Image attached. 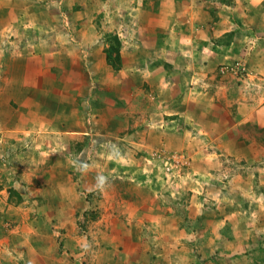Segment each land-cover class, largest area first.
<instances>
[{"label": "rangeland", "instance_id": "1", "mask_svg": "<svg viewBox=\"0 0 264 264\" xmlns=\"http://www.w3.org/2000/svg\"><path fill=\"white\" fill-rule=\"evenodd\" d=\"M263 33L256 0H0V264H264V152L202 131L218 89L264 111Z\"/></svg>", "mask_w": 264, "mask_h": 264}, {"label": "crops", "instance_id": "2", "mask_svg": "<svg viewBox=\"0 0 264 264\" xmlns=\"http://www.w3.org/2000/svg\"><path fill=\"white\" fill-rule=\"evenodd\" d=\"M256 1L264 2V0H256ZM163 30L164 31H159L158 30L157 33L155 32L152 38L159 37V35H161V34H165V35H167L165 38H169L170 37L169 36V31H166V29H163ZM147 33H148V31H147ZM202 33L203 32L201 30H194V31H192L190 33V35H185L186 37H183V40L185 41V43H190L191 47H194V44L196 45V43L194 41H197L198 40L197 38L201 37ZM148 34H150V32ZM170 35H172V34L170 33ZM263 35H264V33H263ZM254 37H256V36H254ZM254 46H252L253 49L255 48ZM178 48H179V50H181V53H180L179 50L176 49V54L179 52L178 53V56H180V57L186 56L187 58H189L191 60H192L193 57L194 58H197L195 54L198 53V50H194V49H192L190 47H183V46L182 47H179L178 46ZM199 48H200L199 50H201V47H199ZM255 49L256 50L257 49H260V51H257L256 54H261L262 57H264V47L263 46H261L259 48L256 47ZM182 50L184 52H182ZM253 55H255V53H253ZM251 59L249 58V60H251ZM194 60H196V59H194ZM194 60H192V61L194 62ZM260 61H261V59L259 58V62ZM201 63H203V67H199L198 68V67H196V65H193V66L195 67V71L198 72L197 74L204 75V71L205 70H208L207 68H208V66H210V64H207L204 61H201ZM254 66H255V68H254ZM176 67L177 66H175V65L173 67H171L169 65V69H171V70H172V68L175 69ZM251 68H254V70L259 71V72H261V73L264 74V61L261 62L258 65H253L252 64V67ZM184 76H185V74H183L181 72L180 74H177L175 80L172 77V79H173V85L174 86L179 85L181 88H183L184 83L181 80L184 78ZM196 77L197 76H195V77L193 76V79L191 80L190 87H189L190 88V95H188V98L187 97L184 98V100L182 101L183 103H186L185 102L186 99H190V98L194 102L195 101L196 102H199L197 98L200 97L202 88L204 86H202L203 80H200V77H199L197 79V81H196L195 80ZM168 83H172V82H168ZM223 83L224 82H222V81H220L218 79L212 80L211 81V87L212 86L214 87V84L217 87H220V88L225 87V85ZM206 92L208 93V92H212V91H206ZM214 92H215V94L217 96H215L214 93L213 94L211 93L212 101L210 102L209 100H207V102L205 103V105L202 104V107L205 109V112L206 113L204 112V114H206V118H212V119H214L213 116H212V114H210L211 112H214L215 114H217L219 116L222 115V117H221L222 120L219 117V118H217V122H216V126L217 127H214L211 130H207V129L206 130H202L203 133H205V134L206 133H209V135L211 134L210 137L213 140L210 142L209 139H207V142H209L210 144L213 143V142H215V146L216 147H219V144L216 141L221 136H223L224 134L226 135L227 132H228V133L237 134V135H240V136L243 137V138H240V136H239V138H236L237 139L236 140L237 146H239L238 144H240V143H247V140H248V141H250V143H252L253 145H255V147L257 148V150L264 152V114H262L264 111L259 110V111L256 112L255 110H251L247 114V112L243 111L242 108L239 105L237 107L236 106H233V108H230L228 106L227 100H222L221 99V97L228 98V95H226V93L223 92V90H221V89H218V90H216ZM194 93H196V94H194ZM241 98L244 99V101L242 102L243 104H245V105H250L251 104L250 101H249L250 99H248L247 97L241 96ZM237 100H239V97H237ZM200 102H202V101H200ZM211 104L213 105V107H215V105H217L218 106L217 110H215V109L212 110L210 108V105ZM223 104H226L227 107H224ZM198 105H200V104H198ZM168 114H172V113H168ZM246 118H249V119H246ZM248 120H250L249 123H248ZM256 122H257V124H259V127L256 126L257 124L255 125ZM223 123H225L224 126H222ZM247 123H248V125H247ZM227 124H228V126H227ZM219 125L222 126L221 129H219ZM69 133H74V131L73 132H69ZM104 187L105 188H102V189L105 192V194H109L110 193V197H109L110 199L107 198V200H111V199H116L117 198L115 196L114 189H112V187L110 185L109 186L106 185ZM127 197H128L127 200H133V198L135 200H138V201L140 200L142 204H143V200H145V198H147V196H144V198H143L141 192H136V196H127ZM127 200H125V201H127ZM5 201L6 200L4 199V197H1L0 198V205H6L5 204L6 203ZM127 202H129V201H127ZM152 205H153L152 202L149 203V207H152ZM28 209H30V208L29 207H24L22 205V201L21 202H16L15 205L9 204L7 206V210L10 211V213L8 212L9 215L12 216V217L14 216L17 220H19V219H21V220L26 219V218H24L25 215H23V218H20V215H21L20 212H22V210H23L24 211L23 214H25V213L28 212ZM24 237L27 238V234L26 235L24 234ZM47 256H48V254L46 252L44 254V257H41V258L35 257V258L37 259V262L39 264H41V263H48V260H50V261L52 260V263L55 262V259L49 258Z\"/></svg>", "mask_w": 264, "mask_h": 264}]
</instances>
